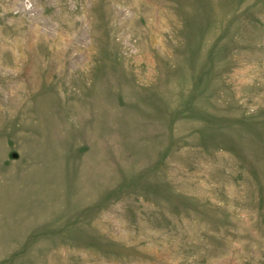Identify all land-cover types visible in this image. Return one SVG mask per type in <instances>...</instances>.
<instances>
[{
	"label": "rangeland",
	"instance_id": "1",
	"mask_svg": "<svg viewBox=\"0 0 264 264\" xmlns=\"http://www.w3.org/2000/svg\"><path fill=\"white\" fill-rule=\"evenodd\" d=\"M0 264H264V0H0Z\"/></svg>",
	"mask_w": 264,
	"mask_h": 264
}]
</instances>
